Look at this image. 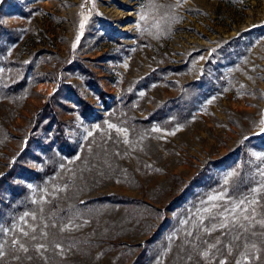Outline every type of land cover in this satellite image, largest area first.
Listing matches in <instances>:
<instances>
[{
  "label": "rangeland",
  "instance_id": "1",
  "mask_svg": "<svg viewBox=\"0 0 264 264\" xmlns=\"http://www.w3.org/2000/svg\"><path fill=\"white\" fill-rule=\"evenodd\" d=\"M0 30V180L38 172L0 188V264H264V0H0ZM48 100L72 156L33 127Z\"/></svg>",
  "mask_w": 264,
  "mask_h": 264
},
{
  "label": "trees",
  "instance_id": "2",
  "mask_svg": "<svg viewBox=\"0 0 264 264\" xmlns=\"http://www.w3.org/2000/svg\"><path fill=\"white\" fill-rule=\"evenodd\" d=\"M0 35H1V30H0ZM20 83H14L11 85H8L7 88L10 90L16 89ZM68 95L71 96L72 101H75L77 105L81 109V114L86 118L87 120L94 121L95 116L91 117V110H89L88 103L86 102L85 98L79 94L78 92L71 93L68 91ZM181 100L178 97L172 98L168 101H166L159 109H157L156 112H153L148 118L143 120V123L146 124H151L154 120L161 121L163 117L165 118L168 116L170 113H174L176 109L180 108L181 109ZM54 104L51 101H47L41 109H39L34 118H33V127L34 129H37L38 126L42 123V126H44L43 123H45L44 128L47 126L50 129H54L53 126H57L59 123L60 119L57 117V110L54 109ZM169 114V115H170ZM40 126V127H42ZM53 131V130H52ZM54 135L52 138V141H54V144L56 148L62 153V154H67L68 156H72L74 154V148L71 146V143L65 137L64 135V130L62 129L60 132H58L56 129L53 131ZM230 159H222L219 160L218 163L221 164L223 162H227ZM19 174L21 177H24L26 179H33L36 177L38 172L29 169L27 166L22 165L19 161L16 162V164H12L9 169L4 173V176H2L0 180V188L1 187H6L8 191H10L12 194L17 193V186L13 181V177L15 175ZM21 189V188H20ZM21 191V190H20ZM97 199L102 200V202L106 201H111V202H116V203H121V204H126L129 205L133 203V199L130 198L129 196L125 195H116V194H109L105 195L102 197H97L94 198L92 201L95 202ZM140 256V255H139Z\"/></svg>",
  "mask_w": 264,
  "mask_h": 264
},
{
  "label": "snow or ice",
  "instance_id": "3",
  "mask_svg": "<svg viewBox=\"0 0 264 264\" xmlns=\"http://www.w3.org/2000/svg\"><path fill=\"white\" fill-rule=\"evenodd\" d=\"M77 39H79V37ZM261 124L264 125V120L261 121ZM110 127H114V125H110ZM153 130L154 131H160L159 128H155ZM118 131H122V130L118 129ZM125 142H127V141H125ZM235 174L236 173L233 171V172L229 173L228 175L229 176H234ZM262 174H264V173H262ZM224 183L225 184L228 183V179L227 178H225ZM252 191L255 192V193H259L261 191H264V183H261L257 188L253 189ZM225 197H226V193L220 192V193H217V194L209 195L207 199H208V201H219V200H224ZM202 203H204V202H202ZM254 203H258V201L248 200L247 198H241L239 200L233 201L231 208L224 207L223 211L219 213V215L223 217V220L219 224V227L220 228H227L229 226V224H228L229 216L232 217V223H233L234 226H235L236 223H238V220H239V218L241 216L246 221L253 219V217H250L249 215H247L248 207H245V205L247 204V205L251 206ZM217 207H219V205H217L215 203L212 204V208H217ZM203 211L210 212L211 210L209 208H204ZM253 211H254V209H253ZM238 213H239V215H238ZM25 215H28V214L25 213ZM33 218H35V217H33ZM212 218L215 219V217H212ZM256 222L259 223L262 227H264V219L256 221ZM201 223H203V218H201ZM217 227L218 226L216 224H213L211 226V228H205L204 230H205V232H208L209 234H211V232L215 231L217 229ZM239 227L243 228L244 225L240 224ZM33 231H35V229H33ZM23 235L27 236L28 233L24 232ZM43 235L46 236L47 233H44ZM189 235H191V233H189ZM35 238L36 237L33 236V239H35ZM236 239H239V237H236ZM13 243L14 244H19L20 249H22L23 251H25V252L28 251V249L24 246V244L20 243L19 241L14 240ZM217 243H219V241H217ZM57 247H58V245H57ZM209 247L210 248H215L216 245L212 244V245H209ZM252 247H255V245H252ZM43 248H44V245L40 244V245L37 246L36 250L40 251ZM2 256H3V252L0 251V257H2ZM203 256L205 258H208L209 257V253L207 251H205L203 253ZM219 264H227V261L226 260H220ZM237 264H240V262L237 261Z\"/></svg>",
  "mask_w": 264,
  "mask_h": 264
}]
</instances>
